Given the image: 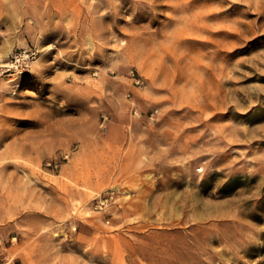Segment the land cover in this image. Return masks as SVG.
<instances>
[{
  "label": "rangeland",
  "instance_id": "374dc122",
  "mask_svg": "<svg viewBox=\"0 0 264 264\" xmlns=\"http://www.w3.org/2000/svg\"><path fill=\"white\" fill-rule=\"evenodd\" d=\"M0 264H264V0H0Z\"/></svg>",
  "mask_w": 264,
  "mask_h": 264
},
{
  "label": "built area",
  "instance_id": "2783aa9c",
  "mask_svg": "<svg viewBox=\"0 0 264 264\" xmlns=\"http://www.w3.org/2000/svg\"><path fill=\"white\" fill-rule=\"evenodd\" d=\"M199 171H202L201 169Z\"/></svg>",
  "mask_w": 264,
  "mask_h": 264
}]
</instances>
